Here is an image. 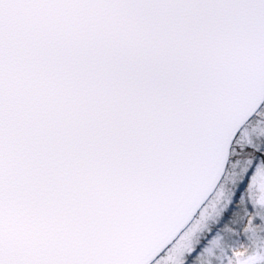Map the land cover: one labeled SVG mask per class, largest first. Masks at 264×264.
Instances as JSON below:
<instances>
[{
	"label": "snow or ice",
	"instance_id": "1",
	"mask_svg": "<svg viewBox=\"0 0 264 264\" xmlns=\"http://www.w3.org/2000/svg\"><path fill=\"white\" fill-rule=\"evenodd\" d=\"M262 117L264 0H0V264H264Z\"/></svg>",
	"mask_w": 264,
	"mask_h": 264
},
{
	"label": "rangeland",
	"instance_id": "2",
	"mask_svg": "<svg viewBox=\"0 0 264 264\" xmlns=\"http://www.w3.org/2000/svg\"><path fill=\"white\" fill-rule=\"evenodd\" d=\"M262 121H264V117L261 118ZM259 135H264V124H262L261 122H257L256 126H249L248 129H246L243 133H242V138L244 140H247L250 136H259ZM243 168L244 165L242 162L238 161L236 165H231L229 167V169L226 171L225 173V178L224 181L221 185V190L223 193V197H224V203L222 205H220V208L224 211L220 224L223 225L224 223L228 222L229 220H231L232 226L233 227H237L239 224V220L240 218L243 216L244 214V210L243 208H239L236 206V201L240 198L241 194L243 193L244 190V184L239 185V187L236 189L235 191V195L233 198V203L231 205H229L227 207V201L231 198V194L232 191L235 187V182L238 180L240 174L243 172ZM231 211V215H229L227 217V219L225 220V215L227 214V212ZM234 212H238L237 216L235 218L233 217V213ZM219 214L217 209L214 208L212 210V212L209 213V221L213 222L215 221V216ZM216 229L213 228V231H215ZM233 239H235L232 235L231 229H227L224 231L223 233V240H222V245H227L229 243L233 242ZM241 239H243L241 237ZM195 242V241H193ZM221 255V249L217 248L215 249V256L219 257ZM210 257L205 255L202 256L199 260V264H210Z\"/></svg>",
	"mask_w": 264,
	"mask_h": 264
},
{
	"label": "trees",
	"instance_id": "3",
	"mask_svg": "<svg viewBox=\"0 0 264 264\" xmlns=\"http://www.w3.org/2000/svg\"><path fill=\"white\" fill-rule=\"evenodd\" d=\"M230 213H231V211H230V209H229V211L227 212V214H226L225 217H224L225 220L227 219V217H228L229 215H231ZM229 217H230V216H229Z\"/></svg>",
	"mask_w": 264,
	"mask_h": 264
}]
</instances>
